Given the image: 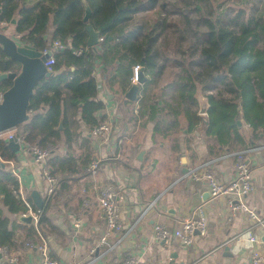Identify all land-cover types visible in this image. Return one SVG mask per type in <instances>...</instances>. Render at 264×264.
<instances>
[{
	"label": "trees",
	"instance_id": "obj_1",
	"mask_svg": "<svg viewBox=\"0 0 264 264\" xmlns=\"http://www.w3.org/2000/svg\"><path fill=\"white\" fill-rule=\"evenodd\" d=\"M231 1L235 2L220 12L227 0H0V24L7 28L15 19L20 42L39 51L55 41L65 45L54 53L53 74L35 88L29 121L18 125L12 135L27 148L44 149L59 144L63 137L71 147L83 134L82 123L91 133L104 123L100 114L105 105L97 99L99 87L93 76L97 67H102L112 84L116 75L111 68L117 66L116 74L128 78L121 85L125 91L132 82L133 67L141 65L148 79L141 89L139 113L155 121V134L175 135L178 152V135L185 128L193 132L203 123L198 114V85L210 102L205 119L208 159L223 155L225 147L239 151L263 145L256 141L264 138V3L260 7L262 0ZM85 3L92 10L90 23L103 37L96 48L87 42ZM153 10L157 17L147 18ZM249 13L252 17L245 23ZM78 49H83L82 55L75 53ZM168 62L176 68L175 78L158 96L154 89ZM20 68L0 46V73ZM12 84L11 79L0 81V93ZM239 118L252 128L254 141L246 139ZM8 139L0 132V161L5 163L0 166V249L10 250L18 230L35 243L59 231L50 211L69 192L72 176L87 174L84 165L90 164L91 152L87 146L82 165L72 152L51 153L45 168L59 177V184L46 195L41 208L27 196L29 207L9 168L8 162L17 159L18 152L11 149ZM30 211L39 214L37 224L18 223L11 216Z\"/></svg>",
	"mask_w": 264,
	"mask_h": 264
},
{
	"label": "crops",
	"instance_id": "obj_2",
	"mask_svg": "<svg viewBox=\"0 0 264 264\" xmlns=\"http://www.w3.org/2000/svg\"><path fill=\"white\" fill-rule=\"evenodd\" d=\"M11 25L5 28V33L19 39L15 24ZM111 69L116 75V82L112 84L101 66L93 73L99 87L97 99L105 105L100 115L104 114V122L114 123L111 138L103 142L82 123L83 134L71 147L64 144V137L55 145V153L65 155L72 152L80 157V165L86 158L87 146L91 157L90 164L84 165L87 174L72 176L69 192L62 203L50 211L59 229L45 237L50 255L61 264H119L129 256L136 257L141 264H252L255 251L264 256V144L256 147V152L249 159L254 189L247 196L248 204L255 209L261 222L252 220L244 212L232 217L228 197H212L208 180L205 177L195 179L192 172L201 170L205 162L212 161V169L218 179L228 183L235 178V157L230 153L236 150L225 147L223 155L208 159L207 115L199 112L203 123L193 132L185 128L178 135L181 138L178 152L174 149L176 136L164 138L155 134V121L149 119L148 114L143 116L139 113L142 95L138 101L126 98L125 93L135 82L123 91L121 85L128 78L116 74L117 66ZM106 86L111 97L106 93ZM164 87L158 85L154 92L160 96ZM241 121L246 139L254 141L252 128L242 118ZM13 130L3 135L12 134ZM258 142H264V138ZM93 160H99L95 174L89 169ZM8 163L20 182V192L25 199L30 196L34 201L33 193L36 191L44 202L49 186L45 164L37 161L26 147L18 152L17 159ZM185 168L188 169L186 173L183 172ZM107 185H114L118 191L123 230L111 233L106 242H102L107 225L99 196ZM201 204L208 216L205 235L197 234L189 245H182L176 238H155L157 224L173 230ZM2 208L5 214L10 215L7 208ZM17 215L11 216L18 223L34 221H21ZM79 217L82 225L77 230L74 222ZM25 235L24 230L17 231L16 242L8 249V255L0 249V264H40L39 251L25 247ZM252 236L255 240L251 239ZM9 257L17 260L11 262Z\"/></svg>",
	"mask_w": 264,
	"mask_h": 264
},
{
	"label": "built area",
	"instance_id": "obj_3",
	"mask_svg": "<svg viewBox=\"0 0 264 264\" xmlns=\"http://www.w3.org/2000/svg\"><path fill=\"white\" fill-rule=\"evenodd\" d=\"M65 45L60 41H55L53 46L45 49L43 52H49L50 57L46 61L45 65L49 70H52V66L55 64L54 53L58 50L64 49ZM77 55L83 54V49L75 50ZM142 71L141 65H136L133 67L132 82H138L140 72ZM114 130L113 122H104L103 124L95 127L92 130V134L101 137L103 142L108 141L111 138ZM12 134H9L8 137H12ZM22 144L23 142L20 141ZM27 148V147H26ZM31 151L37 161H41L44 164L46 163L47 157L55 152L56 146L51 145L47 148H40L37 145H33L30 148H27ZM257 148L246 147L242 150L230 153L235 157V178L229 181L228 183L221 182L215 172L212 169V161H207L202 165V169H195L192 172V176L195 179L205 177L208 180L210 186V193L212 197H218L221 195H226L228 197V207L231 216H235L239 212L247 213L248 216L257 222H261L258 214L255 209L252 208L247 202V196L254 189V184L252 180V170L249 164V159L251 155L256 152ZM228 155V154H227ZM2 160V159H0ZM99 168V160H93L90 165V171L96 173ZM45 177L49 184L48 194L54 192L55 188L59 184L58 178L49 174L48 170L44 168ZM26 204L30 207V203L22 195ZM118 191L114 185L105 186L99 196V205L104 214L107 230L106 235L103 237L102 242H106L107 236L113 232H121L123 230V222L121 220V209L118 203ZM152 205V204H151ZM35 221V224L38 223L39 214L33 211H30ZM82 219L79 217L74 222V227L78 230L81 228ZM208 225V216L204 206L201 204L196 207L194 213L183 219L180 224L171 230L164 224H157L155 226V238L157 240H168L170 238H176L182 245H189L194 242V239L197 234L205 235L207 232ZM252 240H255V237H251ZM25 247L29 249H37L41 255L40 264H61L57 259L53 258L50 255L47 241L44 236L41 237L39 243L34 241L27 240L25 242ZM1 251L8 255L7 248H1ZM11 262H15L17 259L14 257H9ZM253 263L252 264H264V256L260 251H255L253 253ZM119 264H141L139 259L133 256H129L121 261Z\"/></svg>",
	"mask_w": 264,
	"mask_h": 264
},
{
	"label": "water",
	"instance_id": "obj_4",
	"mask_svg": "<svg viewBox=\"0 0 264 264\" xmlns=\"http://www.w3.org/2000/svg\"><path fill=\"white\" fill-rule=\"evenodd\" d=\"M91 15L92 10L89 4L85 3V15L83 21L86 23V29L89 34L87 42L89 47L96 48V46H98L103 40V37L101 36V31L97 30L90 23ZM12 23L15 24L16 20L14 19ZM0 46L10 58L18 61L21 66L19 72L0 73V81L5 79L13 80L12 86L0 93V132L4 133L29 121V107L35 88L38 82L45 77H50L53 74V71L49 70L45 65L50 57L49 52L39 51L33 46L23 44L19 39L2 31H0ZM147 79L148 77L144 75L143 71H141L138 82L134 83L125 93L126 98L131 101H138L141 95V86L147 81ZM105 89L106 93L111 97L112 94L107 86ZM196 96L199 102L200 114L207 115L210 109V102L208 97L204 94L201 85H198ZM238 124H242L240 118L238 119ZM8 142L14 152H19L23 147V144L17 137H10ZM4 165L5 163L0 161V166ZM187 171V168L183 169L184 173ZM33 198L36 205L41 208L44 202L36 191L33 193ZM17 218L27 223H30L33 220L32 214H18ZM1 257L2 253L0 252V258Z\"/></svg>",
	"mask_w": 264,
	"mask_h": 264
},
{
	"label": "rangeland",
	"instance_id": "obj_5",
	"mask_svg": "<svg viewBox=\"0 0 264 264\" xmlns=\"http://www.w3.org/2000/svg\"><path fill=\"white\" fill-rule=\"evenodd\" d=\"M240 1V0H238ZM235 1H231V0H227V2L223 5V7L219 10L220 12H225L227 9V5H232ZM237 2V0H236ZM261 4H259V6L261 7ZM147 18H150V19H155L157 17V13L155 10L153 11H150L147 15ZM252 15L251 13H249L246 17V20L245 23H248L246 21H250L249 19H251ZM12 25H8V27H10ZM0 31H4L5 32V24H0ZM173 64L171 62H168L167 64V68L165 69V72L164 74L161 76L160 80H159V83L158 85L159 86H162V85H165V84H169L174 78H175V71H176V68L172 66ZM205 94V93H204ZM26 147L25 144H23V147L24 148ZM22 150V149H21Z\"/></svg>",
	"mask_w": 264,
	"mask_h": 264
}]
</instances>
